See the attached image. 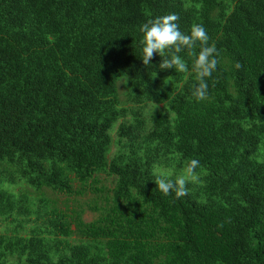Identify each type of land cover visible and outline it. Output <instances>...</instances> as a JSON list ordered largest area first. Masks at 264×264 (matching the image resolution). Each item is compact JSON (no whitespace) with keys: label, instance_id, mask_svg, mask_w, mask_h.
<instances>
[{"label":"trees","instance_id":"trees-1","mask_svg":"<svg viewBox=\"0 0 264 264\" xmlns=\"http://www.w3.org/2000/svg\"><path fill=\"white\" fill-rule=\"evenodd\" d=\"M170 13L218 50L202 101L140 58ZM190 158L200 180L162 194ZM86 188L91 221L48 192ZM0 229V264H264V0H0Z\"/></svg>","mask_w":264,"mask_h":264},{"label":"clouds","instance_id":"clouds-1","mask_svg":"<svg viewBox=\"0 0 264 264\" xmlns=\"http://www.w3.org/2000/svg\"><path fill=\"white\" fill-rule=\"evenodd\" d=\"M177 21L178 16L170 13L149 18L142 23L139 26L142 34L139 40L142 45L140 58L144 65H149L154 53H157L162 57L159 64L161 69L194 73L191 94L196 101H202L209 95L208 78L217 70L218 50L214 43H209L210 36L203 24L192 26L186 33ZM185 51L190 64L181 55ZM199 168V159L190 158L178 175L173 176L163 169H157L154 172L156 187L164 195L174 194L177 198L186 196L189 193L188 185L200 180Z\"/></svg>","mask_w":264,"mask_h":264},{"label":"rangeland","instance_id":"rangeland-1","mask_svg":"<svg viewBox=\"0 0 264 264\" xmlns=\"http://www.w3.org/2000/svg\"><path fill=\"white\" fill-rule=\"evenodd\" d=\"M119 93H120V97L122 100H126V87L124 84V80L119 81ZM130 106V104H129ZM132 106V105H131ZM152 108H154L153 104H149L148 105V109L151 110ZM115 135V131L112 132ZM101 180H102V184H105L107 186H112V179L111 177L106 178L105 175H101ZM101 186V184H100ZM25 190L28 191L30 193L31 197L37 196V194L34 192L33 189L29 188L26 185H22L19 188L16 189V191L18 190ZM49 194L51 195V198H56L58 200V204L59 207L61 209H66L67 206H69V209L72 208H84L86 209L85 213H84V218L87 221H91L94 218L97 217L98 212L94 211L93 209H91V205H94V200H98L99 204L101 205L103 203L104 200H100L99 196H100V192L92 189V188H86V190L84 191V193L81 194H75L71 197L67 196L66 194L63 193H52L50 190H48ZM1 231V229H0ZM13 259V257H11ZM16 258V257H15Z\"/></svg>","mask_w":264,"mask_h":264}]
</instances>
